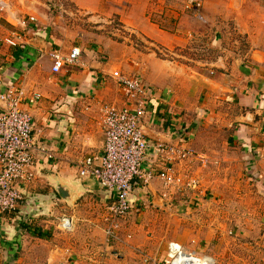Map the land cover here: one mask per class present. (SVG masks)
Listing matches in <instances>:
<instances>
[{"label": "crops", "instance_id": "crops-1", "mask_svg": "<svg viewBox=\"0 0 264 264\" xmlns=\"http://www.w3.org/2000/svg\"><path fill=\"white\" fill-rule=\"evenodd\" d=\"M101 1L71 0L75 8L93 16L103 6ZM130 1H133L131 8L138 7L135 11L140 19L130 24L139 36L167 49L187 46L196 40L191 39L196 33L192 27L176 25L163 30L143 17L149 0ZM153 1L150 5H156L151 7L154 17L165 11L164 17L175 18L172 8H176L178 1L183 2L184 8L197 5L204 17L199 35L212 32L220 48L210 66L199 70L172 60L152 59V75L145 78L139 75L155 95L142 122L146 138L151 142H185L195 149H205L210 159L221 163L223 145L232 139L194 136L200 119L190 120L188 114L205 112V106L223 96L226 104L227 99L235 101L241 111L227 115L229 125L237 124L233 137L238 146L235 156L239 157V149L253 150L257 154L252 156L256 159L255 166L264 176V143L260 141L264 140V0ZM0 4V95L13 85L25 87L30 97L23 109L31 117L33 144L47 147L52 154L51 158L34 156V177L29 183H17L22 195L17 209L0 213V264H37V260L38 264H116L113 259L116 251L106 247L97 227L110 197L93 179L80 176L75 166L77 161L102 151V107L124 104L111 73L128 70L127 45L108 39L99 40L97 46L82 43L83 40L76 44V38L84 35L70 33L74 24L58 13L49 12L41 0H0ZM74 47L80 48L81 60L53 73L49 53L54 50L65 55ZM218 103L225 105L221 100ZM2 107L0 101V111ZM182 115L185 118L179 120ZM219 119L225 120L224 115ZM240 144L245 148H239ZM162 160L160 155L149 151L143 167L160 169ZM141 183L139 180L138 185ZM58 186L68 190L69 200L59 195ZM164 187L157 179L134 187L131 202L151 200L159 206L167 201L162 198ZM58 214L74 217L78 227L88 226L81 236L84 251L67 242L55 241L56 245L46 247L40 254L34 249L39 242L31 245L33 239L54 241L56 237L64 241L76 235L75 227L59 232L51 230L50 225L55 226L52 218ZM68 221L66 218V226ZM72 222L74 225L73 219ZM82 252L87 255H81Z\"/></svg>", "mask_w": 264, "mask_h": 264}, {"label": "rangeland", "instance_id": "rangeland-1", "mask_svg": "<svg viewBox=\"0 0 264 264\" xmlns=\"http://www.w3.org/2000/svg\"><path fill=\"white\" fill-rule=\"evenodd\" d=\"M41 1L47 4L49 12L58 13L64 17L63 20L74 24L70 27V33L84 35L76 38V44L83 40L82 43L89 42L97 46L99 40L108 39L127 45L128 70L124 73L117 70L122 75H136L140 78L152 75L151 61L155 57L159 60H172L177 64H185L199 70L210 66L220 48L214 41L212 32L204 33L202 37L199 35L204 17L198 6L196 8L189 4L184 8L182 1L176 2V8H172L175 11V18L164 17L165 11L158 17H154L151 14V7L156 5H150L151 2H155L153 0H149L143 15L163 30L176 25L178 27L188 26L196 30L191 38L196 40L187 46L179 45L172 49L159 47L151 40L139 36L134 28H131V21L140 19L135 11V8L138 7L131 8L133 1L102 0L103 6L97 8L95 16L87 15L75 8L76 6L74 7L71 0ZM164 2L165 5L166 1ZM53 52L55 51H51L49 55ZM116 58L119 59V55ZM209 74L212 73L209 72ZM111 77L120 89L119 81L115 77ZM148 86L154 92L153 88ZM200 96L202 97L201 94ZM223 98L221 96V99L212 100V104L204 107L206 111L203 113L197 111L188 114L190 120L200 119L194 136L232 139L230 143L223 145L225 149L222 150L221 163L210 159L209 155L205 154L208 153L205 149L202 151L188 146L185 142L181 143L189 149L190 155L182 159L177 158L171 163L176 185L167 186L162 179L156 176L150 180L151 182L153 179H157L163 187L165 186L162 198L167 201L158 206L151 200L145 202L132 200L131 202L129 198L131 204L128 214L124 218L118 219L116 227L112 231L115 238L107 235L111 216L109 207L115 202L109 196L111 202L104 206L105 215L97 227L100 228L106 247L116 251V254L113 255L114 261H117L116 264H171L169 256L171 244H179L184 251L194 252L197 257L202 259H209L211 262L209 264H264V176L255 166L256 159L252 156L257 154L252 153L253 150L249 152L239 149V157L235 156L238 146L235 145L233 137L237 124L229 125L227 115L229 112L230 115H235L241 111L235 105V101L227 99L225 101L228 104H226ZM219 100L225 104L224 107L218 103ZM231 104L232 106L229 107ZM110 105L120 108L126 106V100L124 98L123 105L113 103L102 107L100 119L102 135L103 112ZM222 114L225 118L223 121L219 119ZM217 117L219 118L216 120ZM183 118L185 117L182 115L179 120ZM260 141L264 143L263 139ZM215 146V144L212 145V147ZM239 148L244 149L245 147L243 148L240 144ZM162 159H166V156ZM162 162L163 165L160 169L165 164L164 160ZM72 165L74 166V164ZM75 167L78 170L77 166ZM143 169L145 171L148 169L155 172L160 171L155 167H147V169L143 167ZM188 179H194L191 182H194L195 186H189ZM139 185L145 186L142 183ZM100 188L105 190L104 187ZM62 218L61 214L52 218L55 219V226L53 228V225H50L51 230L61 231L59 225L62 223ZM72 219L74 226L71 229L75 227L73 232H76L72 239L64 241L56 237H54V241L33 239L31 245L39 242V245L37 243L39 247L34 249L40 254L46 250V247L56 245L55 241L67 242L74 249L84 251L81 236H84L88 231V226L78 227L75 218L72 217ZM35 233L37 232L35 231ZM84 254L87 255V252H82L81 255ZM91 260H87V262L91 263Z\"/></svg>", "mask_w": 264, "mask_h": 264}, {"label": "built area", "instance_id": "built-area-1", "mask_svg": "<svg viewBox=\"0 0 264 264\" xmlns=\"http://www.w3.org/2000/svg\"><path fill=\"white\" fill-rule=\"evenodd\" d=\"M197 8V5H194ZM81 51L74 47L69 53L55 51L50 54L52 72H59L66 64L78 62ZM111 76L119 81L120 89L126 100V106H108L102 116L104 147L102 153L89 155L76 166L82 177H91L100 187H104L115 202L109 207L111 216L107 232L113 235L116 222L124 218L130 209V195L138 181L143 185L153 177L162 179L167 186L176 185L172 161L190 155L188 148L180 142L176 144L147 140L142 122L147 115V107L153 100V91L140 77L122 75L114 71ZM28 91L22 85H13L0 95L3 105L0 111V213L14 212L22 200L17 183H29L34 177L32 166L34 156L51 158L48 148L33 144L30 115L23 109L29 98ZM38 98V96H34ZM166 156L164 166L159 172L144 170L146 154ZM189 180V179H188ZM191 179L189 186H195ZM137 182V183H136ZM66 218L69 219L66 226ZM60 229H71L72 219L63 215ZM171 264H209L208 259L197 257L194 252L184 251L179 244L169 247Z\"/></svg>", "mask_w": 264, "mask_h": 264}, {"label": "water", "instance_id": "water-1", "mask_svg": "<svg viewBox=\"0 0 264 264\" xmlns=\"http://www.w3.org/2000/svg\"><path fill=\"white\" fill-rule=\"evenodd\" d=\"M57 192H58L59 195H60L61 197H63L64 199H67V200L70 199L69 192H68V190H67L65 187L58 186V187H57Z\"/></svg>", "mask_w": 264, "mask_h": 264}, {"label": "trees", "instance_id": "trees-1", "mask_svg": "<svg viewBox=\"0 0 264 264\" xmlns=\"http://www.w3.org/2000/svg\"><path fill=\"white\" fill-rule=\"evenodd\" d=\"M35 234H37L38 236H40V233H39V232H37V233H35Z\"/></svg>", "mask_w": 264, "mask_h": 264}, {"label": "bare ground", "instance_id": "bare-ground-1", "mask_svg": "<svg viewBox=\"0 0 264 264\" xmlns=\"http://www.w3.org/2000/svg\"><path fill=\"white\" fill-rule=\"evenodd\" d=\"M207 261H209V259ZM209 263H211V262L209 261Z\"/></svg>", "mask_w": 264, "mask_h": 264}]
</instances>
